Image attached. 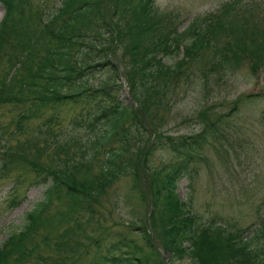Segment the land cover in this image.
<instances>
[{"label":"rangeland","instance_id":"374dc122","mask_svg":"<svg viewBox=\"0 0 264 264\" xmlns=\"http://www.w3.org/2000/svg\"><path fill=\"white\" fill-rule=\"evenodd\" d=\"M29 1L32 9L43 12V22L60 5V0ZM226 3H231L230 8L221 12ZM101 6L104 7L102 18L90 20V26L114 24L106 19L110 1L103 0ZM152 8L161 23H168L180 32L192 18H204L217 10L221 12V21L229 23L231 28L214 35V40L204 47L196 62L188 60L175 76L167 79L163 102L158 104L156 98L150 96L144 109H137L142 132V128L135 132L128 120L123 122L127 127V151L132 156L136 153L137 160L133 161L137 164V176H132L131 168L119 169L98 194L81 197L80 207L74 212L69 210L64 188L53 193L40 214L41 219H48L47 225L35 228L32 243L28 244H35V252L42 257H62L64 264H105L102 257L123 251L146 256L148 260L144 264H191L188 259L170 261V256L161 250L159 221L152 223L150 214L157 218L160 211L163 213V203L158 200L157 208H153L145 178L147 169L165 172L169 163L183 159L187 162L190 179L179 178L175 191L180 200L190 204L188 215H193L194 226L220 224L227 231H240L241 236L250 239L257 220L264 215V0H155ZM2 14L0 4V19ZM115 33L111 30L113 38ZM190 36V33L180 35V42H187ZM42 37L45 43L47 34ZM99 37L93 39L90 35L95 50L104 41ZM121 39V42L113 40L106 54L117 72L112 75L106 68L85 78L89 87L106 81L114 83L115 97L129 104L132 101L124 80L127 59L122 53L131 35ZM14 41L9 38L10 45ZM77 49L72 48L71 55L75 53L79 57ZM43 52L39 48L24 65L31 62V69L35 70ZM94 53L85 56L86 59H97ZM220 53L225 54L223 61ZM180 57L181 52L166 55L162 62L172 65ZM7 60V56L0 53V77L8 66ZM30 89L27 97L11 93L0 102V142L35 163L34 169L30 164L23 165L19 159V166L14 163L0 173V245L22 229L25 213L43 201L44 191L51 183L48 169L60 166L73 154L74 158L79 157L83 146L88 147L89 142L103 136L101 124L91 128L82 125L92 101L40 105L34 97L37 86ZM20 114L27 116L19 117ZM78 116L80 124H75ZM206 124H209L207 128ZM202 131L204 137L198 146L181 144ZM24 140H28V145L23 149L15 145ZM180 144L184 147L176 146ZM117 145L116 139L109 138L92 156L88 168L73 170L75 176H95L98 182L97 162L102 161L106 149ZM36 148H42L38 155L34 154ZM88 153L85 155L89 157ZM3 158L0 155V163ZM13 195L17 198L15 204L8 202ZM63 229L66 233L60 234L58 240L66 239L73 244L70 258L76 260L67 259L68 251L55 250L54 242ZM13 257L8 264H14ZM21 264L34 263L28 257Z\"/></svg>","mask_w":264,"mask_h":264},{"label":"trees","instance_id":"16d2710c","mask_svg":"<svg viewBox=\"0 0 264 264\" xmlns=\"http://www.w3.org/2000/svg\"><path fill=\"white\" fill-rule=\"evenodd\" d=\"M109 1L111 7L106 19L112 20L114 24L109 22L105 25L102 23L90 26V20L102 18L103 0H61L60 6L45 22L39 13L31 12L29 8L27 16H23L26 13L23 8L30 5L29 0H0L5 10L0 22V53L11 60L8 66L12 68L9 70L11 74L6 71L2 77V83H7L5 89L10 90L18 86V95L23 87L38 84L37 98L40 105L66 102L76 104L81 100L89 104L92 101L93 105L86 109L83 124L88 128L101 124L104 132L100 139L92 140L88 147L83 146L80 149L78 156L83 160L81 166L74 163L73 154L69 164L49 168L51 183L44 193L43 202L39 203L38 208L29 211L22 229L2 243L0 264H8L13 255L12 262L21 264L26 258L23 250L34 252L36 245L28 246L32 243L31 234L35 226L47 225L48 219H41L40 214L56 190L65 189L69 210L74 212L80 207L81 197L98 194L104 185L115 177L119 169L131 168L132 176H137V164L133 161L136 159V153L132 156L128 152L129 142L125 138L127 127L122 125L123 122L128 120V125H133L135 132L140 131L142 124L137 117V109H144L150 96H154L158 104L163 102L168 88L167 79L175 76L180 66L188 60L196 62L204 47L214 40V35L231 28L229 23L221 21L219 16L205 18L199 22L194 20L181 32V35L191 34L188 41L179 44L180 35L175 34L168 23H161L156 17L152 8L155 0ZM111 30L116 32L114 38ZM42 34H47L49 38L45 39V43ZM90 35L93 39L103 36L99 37L104 41L97 50ZM126 35H131V40L128 45L124 44L122 56L127 59L124 64V76L129 97L133 101L130 104H123L115 97L114 83L104 82L94 87L82 85L86 83L85 77L94 72L106 68L110 69L112 75L117 72L106 54L113 40L121 42V38ZM9 38L15 40L11 45ZM74 47L78 48L76 51L80 52L79 57L75 53L71 55ZM39 48L44 52L36 63V69L32 70L31 62L26 65L24 62L30 61L31 55ZM178 51L181 52L178 61L172 65L162 62L164 56L176 54ZM91 53H94L97 59H86L85 56ZM224 55L220 53L221 61L226 58ZM109 76L111 74L108 78ZM75 80H78L76 84ZM208 126L209 124H206L205 127ZM203 137L202 131L189 140L184 139L181 144L198 146ZM109 138L116 139L118 145L106 149L102 161H96L99 165L97 176L100 180L97 182L95 176L77 178L73 171L75 166H78L76 169L88 168L87 162L99 152V148ZM181 144L176 146L184 147ZM88 151L92 156L85 158ZM126 151L127 154L124 155ZM40 152L41 149L35 150V153ZM9 156V160L16 161V157ZM29 163L35 169V163ZM181 177L190 179L184 159L169 163L165 172L147 169L145 175L153 208H157L156 201L162 200L163 203V213L160 211L158 217L153 218L151 212L150 219L152 223L159 221L160 247L170 256L169 260L188 259L191 264H264V216L258 220L254 235L248 240L218 228H213V231L197 228L185 215L186 203L181 202L176 195V183ZM252 239L256 240V243H253ZM36 256L50 264H62L61 260L56 258L38 254ZM144 258L145 256L127 254L107 260L111 264H144L148 260Z\"/></svg>","mask_w":264,"mask_h":264}]
</instances>
